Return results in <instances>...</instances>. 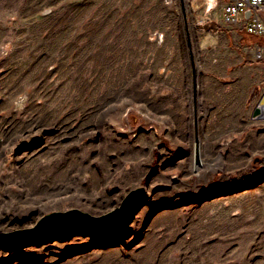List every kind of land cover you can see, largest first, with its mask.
Here are the masks:
<instances>
[{
	"label": "rangeland",
	"instance_id": "rangeland-1",
	"mask_svg": "<svg viewBox=\"0 0 264 264\" xmlns=\"http://www.w3.org/2000/svg\"><path fill=\"white\" fill-rule=\"evenodd\" d=\"M184 4L195 96L180 0H0V233L147 191L115 238L0 264H264V40Z\"/></svg>",
	"mask_w": 264,
	"mask_h": 264
},
{
	"label": "water",
	"instance_id": "water-1",
	"mask_svg": "<svg viewBox=\"0 0 264 264\" xmlns=\"http://www.w3.org/2000/svg\"><path fill=\"white\" fill-rule=\"evenodd\" d=\"M183 14L184 29L189 49V57L192 67L194 96L196 92V66L193 55L192 42L185 13L184 0H180ZM253 119H264V94L255 107ZM195 156L198 160L199 142L195 134ZM147 199V191L144 187L136 188L129 192L120 206L113 211L99 216H91L88 213L73 209L66 212H53L42 217L38 223L30 229L18 230L11 233H0V247L24 248L49 243L59 237L76 235L102 234L115 238L119 231L127 226L132 216L139 210Z\"/></svg>",
	"mask_w": 264,
	"mask_h": 264
},
{
	"label": "built area",
	"instance_id": "built-area-1",
	"mask_svg": "<svg viewBox=\"0 0 264 264\" xmlns=\"http://www.w3.org/2000/svg\"><path fill=\"white\" fill-rule=\"evenodd\" d=\"M204 4L210 14L221 12L226 25L239 26L245 34L264 40V0H204ZM256 56L264 58V45Z\"/></svg>",
	"mask_w": 264,
	"mask_h": 264
},
{
	"label": "trees",
	"instance_id": "trees-1",
	"mask_svg": "<svg viewBox=\"0 0 264 264\" xmlns=\"http://www.w3.org/2000/svg\"><path fill=\"white\" fill-rule=\"evenodd\" d=\"M262 165H263V168H264V160H262ZM247 173V170H242L240 172H236L234 175L238 178L242 177V175L246 174Z\"/></svg>",
	"mask_w": 264,
	"mask_h": 264
},
{
	"label": "bare ground",
	"instance_id": "bare-ground-1",
	"mask_svg": "<svg viewBox=\"0 0 264 264\" xmlns=\"http://www.w3.org/2000/svg\"><path fill=\"white\" fill-rule=\"evenodd\" d=\"M63 176H68V173L63 174Z\"/></svg>",
	"mask_w": 264,
	"mask_h": 264
},
{
	"label": "crops",
	"instance_id": "crops-1",
	"mask_svg": "<svg viewBox=\"0 0 264 264\" xmlns=\"http://www.w3.org/2000/svg\"><path fill=\"white\" fill-rule=\"evenodd\" d=\"M244 32V31H243ZM245 33V32H244ZM247 35V34H246Z\"/></svg>",
	"mask_w": 264,
	"mask_h": 264
}]
</instances>
